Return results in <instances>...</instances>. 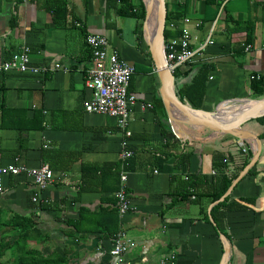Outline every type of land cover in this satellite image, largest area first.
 <instances>
[{"label": "crops", "instance_id": "1", "mask_svg": "<svg viewBox=\"0 0 264 264\" xmlns=\"http://www.w3.org/2000/svg\"><path fill=\"white\" fill-rule=\"evenodd\" d=\"M166 2L170 7L183 4L193 49L210 34L202 63L212 70L202 110L238 109L241 103L231 100L255 99L251 78L264 79V0ZM118 6L116 0H0V55L9 57L28 46L35 65L68 68L43 78L0 74V94L13 110L3 122L9 127L0 129V166L18 157L30 168L48 165L54 175L43 191L23 176H6L1 221L10 213L31 217L45 237L44 242L33 239V247L42 255H66L68 264H113V227L135 243L122 256V264H160L168 255H174V264H221L219 234L229 245L228 264H264V116L241 126L260 144L259 156L230 191V208L216 229L206 196L214 165L227 166L232 185L250 162L252 149L244 144L243 153L239 139L214 136L211 128L181 125L180 132L175 131L143 29L136 19L119 16ZM241 25L253 28L249 51H235L246 39L244 31L233 32ZM88 35L105 36L110 50L134 66L130 136L114 117L83 108L90 98L84 86L90 65ZM192 75L178 79L175 89ZM146 104L152 108H142ZM27 126L33 128L25 131ZM125 149L133 155L123 160L120 153ZM121 172L126 173L132 205L123 217L114 198ZM188 177H198L197 188L182 199ZM36 194L44 201L42 207L31 203Z\"/></svg>", "mask_w": 264, "mask_h": 264}, {"label": "built area", "instance_id": "2", "mask_svg": "<svg viewBox=\"0 0 264 264\" xmlns=\"http://www.w3.org/2000/svg\"><path fill=\"white\" fill-rule=\"evenodd\" d=\"M22 3H32L36 0H20ZM190 19L185 17L179 22L180 36L171 38L164 42V56L166 64L171 73H174L178 68L186 64L202 63L203 53L206 46L211 43L210 34L205 39L204 44L198 49L191 47V35L187 29ZM78 26V24H76ZM200 22H195L196 28L200 27ZM171 27H173L171 25ZM85 45L90 53V65L84 76V86L90 92V98L84 102L83 108L88 113L103 114L114 117L117 120V125L125 130V135L130 136L128 130L131 113L134 108L136 97L129 92V85L134 74V66L122 59L115 50H110L109 42L102 35H88L85 37ZM250 45L245 47V51H249ZM264 50V38L260 45ZM30 48L23 46L18 53L12 54L9 57L0 55V74H21L27 76H35L43 78L49 73L62 70L68 72L67 67H63L59 63L53 67L35 65L30 55ZM260 78L259 75L256 76ZM142 108H152L150 104L142 106ZM125 146L126 143L124 142ZM46 147V146H45ZM242 152L245 153L244 143L240 141ZM133 153L130 150H123L120 153V159L132 157ZM23 176L30 179L36 186L38 191H43L53 182V171L48 165H42L37 168H30L20 163L19 158L5 166H0V194L3 192V179L6 176ZM119 187L114 193V198L117 201V211L119 217L132 209L129 195L127 193L126 173L119 174ZM39 196H32V202H38ZM135 247V243L125 238L122 230H119L111 238L110 255L113 257V264H122V256L128 250ZM174 255H168L161 259L160 264H174Z\"/></svg>", "mask_w": 264, "mask_h": 264}, {"label": "trees", "instance_id": "3", "mask_svg": "<svg viewBox=\"0 0 264 264\" xmlns=\"http://www.w3.org/2000/svg\"><path fill=\"white\" fill-rule=\"evenodd\" d=\"M119 2L117 14L119 16L131 17L139 22V27L142 28L145 10L141 0H116ZM166 22L164 29V40L165 43L171 38H177L180 36L179 22L185 18V9L183 4H176L172 7L166 2ZM171 25L173 27H171ZM237 30L233 32L246 33V39L243 45L238 47L235 51L244 50L251 41L252 26L241 25L237 27ZM212 70L211 65L207 63L202 64H186L181 68H178L174 73L176 80L181 78H187L192 73L190 81L179 85L176 89V93L180 100H187L195 109H200L205 97L206 83L208 75ZM250 89L254 98H260L264 96V79H256V76H252L250 82ZM4 91H1V93ZM130 92V89H129ZM12 109L7 108L4 102V95L0 94V129L9 127L4 125V119ZM260 120V118H259ZM262 120V119H261ZM11 127V126H10ZM33 127L27 126L23 128L25 131L31 130ZM22 129L20 128L19 131ZM226 165H214L215 175L211 178L209 184H206L207 193L206 196L210 199L211 203L216 202L221 198L228 188L231 186L233 178H229L225 174ZM198 177H188L186 186L184 187V194L182 199L185 197L189 198L197 188ZM205 182H207L205 180ZM193 192H190V191ZM197 197V196H196ZM197 199V198H196ZM32 205L33 202L31 201ZM35 203V202H34ZM38 205L41 207L44 205L43 200H39ZM230 208L228 203V197L222 201L216 203L210 211V216L215 222L218 229L220 227L219 218L226 216V211ZM2 214V212H0ZM206 215V214H205ZM208 216V215H207ZM205 216V218H207ZM0 264H68L66 255L61 256L56 252H51L48 255H42L40 250L33 247V239L39 242H44V235L36 228L35 223L31 217L20 216L17 214L10 213L5 216L3 221L0 219ZM106 229L109 227L105 226ZM118 232L115 227L110 231V235L113 237Z\"/></svg>", "mask_w": 264, "mask_h": 264}, {"label": "water", "instance_id": "4", "mask_svg": "<svg viewBox=\"0 0 264 264\" xmlns=\"http://www.w3.org/2000/svg\"><path fill=\"white\" fill-rule=\"evenodd\" d=\"M141 2L145 10L142 25L143 37L150 48L151 56L160 80L159 93L165 106L168 121L176 128L175 131L179 133V127L181 125L192 128H211L214 136H233L242 143L250 145L252 149L253 156L250 162L227 192L216 202L212 203L210 206L211 209L214 204L229 196L234 185L254 165L259 156L260 144L258 142L253 143L247 134L242 131L241 126L264 116V97L257 99H233L231 101L241 103L238 109L225 110L218 106L212 112L204 111L202 108L195 109L188 101L180 100L175 89L177 80L168 69L164 56V29L167 12L166 0H141ZM209 219L215 226L210 216V211ZM219 237L223 248L221 264H228L229 245L223 234H219Z\"/></svg>", "mask_w": 264, "mask_h": 264}]
</instances>
